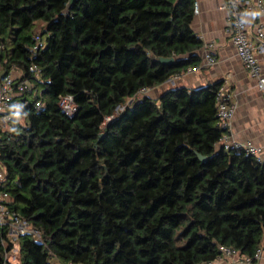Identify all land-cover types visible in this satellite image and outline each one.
<instances>
[{
	"label": "trees",
	"instance_id": "obj_1",
	"mask_svg": "<svg viewBox=\"0 0 264 264\" xmlns=\"http://www.w3.org/2000/svg\"><path fill=\"white\" fill-rule=\"evenodd\" d=\"M69 1L0 0V80L16 69L39 89L0 131L3 188L40 232L12 262L0 229V264H208L219 246L252 257L264 161L220 146V83L142 93L197 65L192 0Z\"/></svg>",
	"mask_w": 264,
	"mask_h": 264
},
{
	"label": "built area",
	"instance_id": "obj_2",
	"mask_svg": "<svg viewBox=\"0 0 264 264\" xmlns=\"http://www.w3.org/2000/svg\"><path fill=\"white\" fill-rule=\"evenodd\" d=\"M225 8L229 11L230 23L227 28L231 44L237 57L242 62L247 74L255 82L257 90L261 93L264 101V71L260 65L258 54L264 53V29L261 25L256 26L252 31L249 30L245 17H264V0H226ZM197 4L193 5V13H197ZM33 50L40 47L39 37H34ZM212 45L204 56V64L211 65L213 57L211 56ZM197 67H191L189 72H195ZM37 68L31 66L29 72L35 76ZM144 91V90H142ZM39 94V89L32 81L21 79V72L15 76L11 73L0 80V131H7L12 128V123L17 119L15 112L19 108L20 118L25 117L24 107L27 104L25 98L34 99ZM216 116L219 120V126L227 132L220 139V146L225 150L229 148L241 149L247 155H251L262 161L260 158V149L248 143H240L232 140L229 136L231 121L235 113V105L231 101L230 94L225 87L219 86L215 92ZM34 108L41 107V101L35 99ZM58 107L66 115H72L77 110L76 104L71 96H63L58 101ZM5 172L0 162V229L7 232L8 242L12 244V250L6 254V258L17 251V244L20 237L28 235L33 239L40 240V232L32 228L24 219L9 207L10 198L4 190ZM219 258L208 264H224L223 261L239 264H258L264 257V243L255 250L250 258L241 257L239 252L229 246H219Z\"/></svg>",
	"mask_w": 264,
	"mask_h": 264
},
{
	"label": "crops",
	"instance_id": "obj_3",
	"mask_svg": "<svg viewBox=\"0 0 264 264\" xmlns=\"http://www.w3.org/2000/svg\"><path fill=\"white\" fill-rule=\"evenodd\" d=\"M197 4L198 12L193 13L191 29L201 42V47L194 55L199 59L197 70L189 72L188 67L181 74L169 79L165 84L142 93L155 98L168 87H184L187 90L220 83L230 94L235 105L229 136L240 143H248L260 149V158L264 161V101L255 82L247 74L242 62L237 57L231 44L227 28L230 23L229 11L225 8L226 0H192ZM245 22L250 31L261 25L264 29V17L246 16ZM212 45L213 63L204 64V56ZM264 71V53L258 54ZM19 70L10 73L15 76ZM224 264H239L223 261ZM264 264V257L258 262Z\"/></svg>",
	"mask_w": 264,
	"mask_h": 264
},
{
	"label": "rangeland",
	"instance_id": "obj_4",
	"mask_svg": "<svg viewBox=\"0 0 264 264\" xmlns=\"http://www.w3.org/2000/svg\"><path fill=\"white\" fill-rule=\"evenodd\" d=\"M16 255H17V251L16 252H14L13 254H11L9 257H8V259L10 260V261H17V258H15L16 257ZM53 262H55L56 260L55 259H53L52 260Z\"/></svg>",
	"mask_w": 264,
	"mask_h": 264
},
{
	"label": "water",
	"instance_id": "obj_5",
	"mask_svg": "<svg viewBox=\"0 0 264 264\" xmlns=\"http://www.w3.org/2000/svg\"><path fill=\"white\" fill-rule=\"evenodd\" d=\"M71 2H72V0L69 1L67 7L71 4ZM172 61H173L172 59H169V60L162 59V60H161V62H162L163 64H170V63H172Z\"/></svg>",
	"mask_w": 264,
	"mask_h": 264
},
{
	"label": "clouds",
	"instance_id": "obj_6",
	"mask_svg": "<svg viewBox=\"0 0 264 264\" xmlns=\"http://www.w3.org/2000/svg\"><path fill=\"white\" fill-rule=\"evenodd\" d=\"M20 107H22V106L17 107V110H16V112H15V115H16V117H17L18 120H19V118H20V112H19V108H20Z\"/></svg>",
	"mask_w": 264,
	"mask_h": 264
}]
</instances>
